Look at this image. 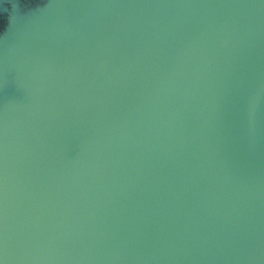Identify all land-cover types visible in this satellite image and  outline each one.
<instances>
[{
  "label": "water",
  "instance_id": "water-1",
  "mask_svg": "<svg viewBox=\"0 0 264 264\" xmlns=\"http://www.w3.org/2000/svg\"><path fill=\"white\" fill-rule=\"evenodd\" d=\"M0 264H264V0H0Z\"/></svg>",
  "mask_w": 264,
  "mask_h": 264
}]
</instances>
